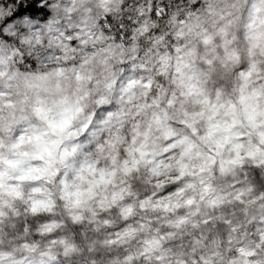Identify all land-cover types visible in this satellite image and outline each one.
I'll return each mask as SVG.
<instances>
[{
	"label": "clouds",
	"instance_id": "1",
	"mask_svg": "<svg viewBox=\"0 0 264 264\" xmlns=\"http://www.w3.org/2000/svg\"><path fill=\"white\" fill-rule=\"evenodd\" d=\"M0 264H264V0H0Z\"/></svg>",
	"mask_w": 264,
	"mask_h": 264
}]
</instances>
